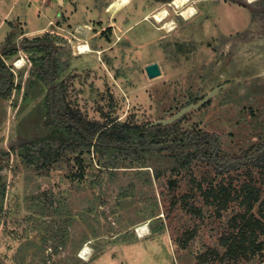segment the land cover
I'll use <instances>...</instances> for the list:
<instances>
[{
    "label": "rangeland",
    "instance_id": "obj_1",
    "mask_svg": "<svg viewBox=\"0 0 264 264\" xmlns=\"http://www.w3.org/2000/svg\"><path fill=\"white\" fill-rule=\"evenodd\" d=\"M114 1L0 0V53L12 54L14 74L11 96L0 97V170L8 187L0 264H200L206 254H226L223 236L238 235L230 224L241 199L219 215L197 191L216 178L206 164L157 180L153 169L167 168L168 159L122 158L102 169L110 154L92 149L82 168L79 152H68L49 176L25 161L26 145L52 133L45 97L62 82L70 103L91 120L135 125L167 119L221 88L182 127L217 135L233 156L264 142V0H189L196 11L189 20L173 0H129L116 17L108 12ZM165 7L177 23L171 32L151 17ZM85 43L92 51L75 56ZM46 56L60 67L51 86L42 81ZM153 63L162 75L150 79ZM239 174H232L236 189L246 178ZM187 202L204 214L191 213ZM241 258L205 264H264Z\"/></svg>",
    "mask_w": 264,
    "mask_h": 264
},
{
    "label": "trees",
    "instance_id": "obj_2",
    "mask_svg": "<svg viewBox=\"0 0 264 264\" xmlns=\"http://www.w3.org/2000/svg\"><path fill=\"white\" fill-rule=\"evenodd\" d=\"M12 48L16 49L15 46ZM38 50L50 55L49 48L44 45H40ZM11 55L7 51L0 53V97L3 98L10 97L14 90V74L7 62ZM50 57L42 58L41 67L42 81L47 86L56 82L60 75L58 62L52 61ZM45 107L48 124L53 130L49 137L26 145L24 157L28 164L35 165L39 171L49 176L55 164L68 152H79L77 162L82 168L83 153H90L92 149L110 154L102 169L114 168L122 158L139 161L168 159L167 168L153 169V176L157 180H161L166 172L181 174L195 165L206 164L213 170L216 178L212 177L209 178L211 180L198 184L197 191L202 192L205 202L217 207L219 215L222 214L221 210H228L232 199H241L240 206L243 209L232 218L230 224L238 235L229 234L222 238L223 244L228 246L226 254L218 259L206 254L202 256L200 264L215 260L224 262L227 259L233 263L248 255L258 260V263H264V240H261L264 237V142L258 141L240 155L233 156L223 152L222 141L217 135L196 127L183 128L182 122L188 115L174 124L152 127L151 123L135 125L114 119L108 122L91 120L70 103L67 86L63 82L49 89ZM233 173H241L246 177L240 189L234 188ZM217 178L220 180L216 183ZM176 183L177 180L171 182L172 185ZM204 183H208L205 190ZM230 187H233L234 192L229 190ZM7 188L0 170V213L3 211ZM187 197L189 196H183V199ZM185 206L190 208L191 213L204 214L202 208H195L189 202ZM193 235L192 233L186 237L185 242L195 237Z\"/></svg>",
    "mask_w": 264,
    "mask_h": 264
},
{
    "label": "bare ground",
    "instance_id": "obj_3",
    "mask_svg": "<svg viewBox=\"0 0 264 264\" xmlns=\"http://www.w3.org/2000/svg\"><path fill=\"white\" fill-rule=\"evenodd\" d=\"M255 1H257V0H248L249 3H253ZM128 3H129V0H115L114 3L110 5L108 12L112 16H115L120 11H122L128 5ZM172 5L175 6L177 9H180L181 16L186 20H189L191 17H193V15H195V12H196L195 8L192 6H189V0H173ZM168 16H169V11L165 7L163 9H161L160 11H158L157 13L153 14L151 17L156 21L157 24L162 25V29L166 30L167 32H171V31H174L176 29L177 23L173 19L167 20ZM80 30H83V28L81 27ZM85 32H84V35L87 34V33L85 34ZM91 51H92V49H91L89 44H87V43L80 44V45H77L75 47V52H76L75 56L88 54ZM23 63H25L24 58H21L20 61H17L16 64L15 63L14 64L17 68H21ZM147 231H148L147 226L141 227L139 229V233H140L141 237L146 236L148 233ZM89 249H88V246H86L84 253H82V255H80L81 259H83V260L87 259V253H88Z\"/></svg>",
    "mask_w": 264,
    "mask_h": 264
},
{
    "label": "water",
    "instance_id": "obj_4",
    "mask_svg": "<svg viewBox=\"0 0 264 264\" xmlns=\"http://www.w3.org/2000/svg\"><path fill=\"white\" fill-rule=\"evenodd\" d=\"M146 73L150 79H155V78H158L162 75V70H161L160 65L158 63H153V64L146 67ZM220 89L221 88L215 89L214 91H212L210 94L205 96L203 99H201L197 103L191 104V105L181 109L176 114H174L173 116H171L167 119H163V120L153 122L150 124V126L151 127L152 126H158V125L168 126V125L174 124L175 122L182 119L184 116L190 114L191 112H194V111L200 109L202 106L207 104L219 92Z\"/></svg>",
    "mask_w": 264,
    "mask_h": 264
},
{
    "label": "crops",
    "instance_id": "obj_5",
    "mask_svg": "<svg viewBox=\"0 0 264 264\" xmlns=\"http://www.w3.org/2000/svg\"><path fill=\"white\" fill-rule=\"evenodd\" d=\"M92 262H93V261H92ZM90 263H91V262H90ZM90 263H89V264H90Z\"/></svg>",
    "mask_w": 264,
    "mask_h": 264
}]
</instances>
